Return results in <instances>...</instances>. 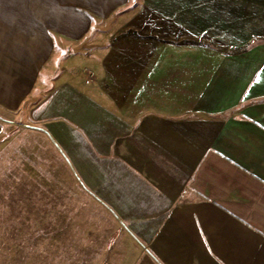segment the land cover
<instances>
[{
	"label": "crops",
	"instance_id": "1",
	"mask_svg": "<svg viewBox=\"0 0 264 264\" xmlns=\"http://www.w3.org/2000/svg\"><path fill=\"white\" fill-rule=\"evenodd\" d=\"M56 2L29 5L60 9L41 23L90 44V74L24 115L90 203L85 227L58 208L76 249L85 231L97 264H264V0ZM35 88L4 75L0 115Z\"/></svg>",
	"mask_w": 264,
	"mask_h": 264
},
{
	"label": "rangeland",
	"instance_id": "2",
	"mask_svg": "<svg viewBox=\"0 0 264 264\" xmlns=\"http://www.w3.org/2000/svg\"><path fill=\"white\" fill-rule=\"evenodd\" d=\"M31 2L0 0V82L9 73L17 81L30 79L32 71L36 82V95L16 115H0V264H76L77 255L82 264H97L84 246L89 235L83 232V246L76 249L74 217L58 215L61 205H77L85 227L92 219L90 203L76 200L75 184L59 168L56 149L43 135L28 132L24 115L54 83L88 79L90 44L81 49L80 43L61 38L59 24L41 23V17L52 19L60 9L42 15Z\"/></svg>",
	"mask_w": 264,
	"mask_h": 264
},
{
	"label": "water",
	"instance_id": "3",
	"mask_svg": "<svg viewBox=\"0 0 264 264\" xmlns=\"http://www.w3.org/2000/svg\"><path fill=\"white\" fill-rule=\"evenodd\" d=\"M51 141H52V143H53L54 145H56L52 139H51Z\"/></svg>",
	"mask_w": 264,
	"mask_h": 264
}]
</instances>
